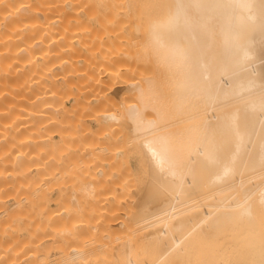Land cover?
I'll list each match as a JSON object with an SVG mask.
<instances>
[{
	"label": "bare ground",
	"instance_id": "6f19581e",
	"mask_svg": "<svg viewBox=\"0 0 264 264\" xmlns=\"http://www.w3.org/2000/svg\"><path fill=\"white\" fill-rule=\"evenodd\" d=\"M88 1L0 0V264H264V0H96L84 71Z\"/></svg>",
	"mask_w": 264,
	"mask_h": 264
},
{
	"label": "rangeland",
	"instance_id": "374dc122",
	"mask_svg": "<svg viewBox=\"0 0 264 264\" xmlns=\"http://www.w3.org/2000/svg\"><path fill=\"white\" fill-rule=\"evenodd\" d=\"M87 1H88V0H87ZM88 2H89V3H88ZM88 2H87V4H85V3H86V0H85V3H84L85 6H84V8H83V7L81 8V6H78L77 8H75V9H76L75 11H76L77 13H81L82 16H78L79 14L77 15L76 13L74 14V15H77L79 18H80V17L83 18V21H84V22H83L82 19H81V24H82V22L85 23L84 25L82 24L83 27H85L83 31H84V33L86 32L84 35L87 36V35L89 34L90 31L93 32V30H95V29H100V27L102 26L101 24H103L104 27H105V24H106V25L109 24V26H108V28L110 27L109 30H108L109 35H110V32L113 30V33L111 32V33H112L111 36H113V34L116 33V31H117V32H118V31L120 32V29H121L120 26H122V25H121L122 23H119V20H116V21H117V24H116V21L113 20L110 16L108 17V15H106L108 18H106V16H102V17H104V19H103V18L99 19L100 16H98L99 18L96 16L97 13L99 14V11L95 12V10H100L99 7H95V6H98V5H96L98 2H96V0H90V1H88ZM95 2H96V3H95ZM95 8H97V9H95ZM144 16H145V15H143V17H144ZM143 17H142V18H143ZM96 18L99 19V22H101V20H105V21H103L104 23H98V20H97ZM72 19H73V20L71 21L72 24H73V22H74V24H75V21L78 20V18L76 19L75 17H72ZM109 19H110V20H109ZM74 20H75V21H74ZM79 20H80V19H79ZM112 20H113V21H112ZM136 20H137V21H136ZM85 21H86V22H85ZM110 21L115 22V23H112V22H110ZM120 21H121V20H120ZM126 21H127V20H126ZM134 21H135V25H134ZM134 21H132V23H131V21L128 22L129 25L131 24V25H130L131 27H130L129 25H127V26H129V28H128L127 26L124 27L125 25H123V26H122V30H123V28H124V30H125V28H127V29L125 30L126 33L123 32L124 30L121 31V32H123L124 34H127V33H128L127 30L129 29V33L132 34V35H131V34H130V35H131V36H133V35L135 36L136 33H134V32H136V31H135V30L133 31V28H132V27H134V29H136V25L139 26V24H141L140 27H141V26L143 27V25H144V24H143V23H144V18H143V19H139V20H138V19H135ZM78 22H79V21H77L76 24H75L77 27L74 26V24H73V25L71 24V27H72L73 29H75V28H77V29H76V32H75V33H73L75 30L71 31L72 34H71L70 38H71V39L75 38V39H73V41H74V42H73L74 45H75L76 42H77V44L80 43V45H78L79 47H80L81 45H83V46L88 45L89 48L92 49L91 46H92L93 44L96 45V40H97L98 35H100V33L96 34V32H94V36L92 35L93 33L90 34L91 37L88 35L89 39H88V37L85 36L84 39L86 38V39H88V40H90V41H88L89 43H86V42H85L86 44H82L83 41H86V39L83 40V39L80 37V40L82 39V40H81L82 43L79 42L80 40H79L78 37H79V36H82L81 34L83 33V31H82L83 27H82V28H81V27L79 28L80 31H82V33H81V32L79 31V29H78V24H77ZM106 22H107L108 24H107ZM121 22H124V23H125V21H121ZM128 23H127V24H128ZM99 24H100L101 26H100ZM112 24H113V25L116 24L115 26H116L117 29H116V28H113L114 26L112 27V28H113V29H112V28H111ZM125 24H126V23H125ZM82 25H81V26H82ZM119 25H120V26H119ZM132 25H133V26H132ZM73 26H74V27H73ZM79 26H80V22H79ZM98 26H100V27L98 28ZM103 26H102V28H103ZM117 26H118V27H117ZM86 27H88V28H86ZM94 27H95V28H94ZM142 27H141V29H142ZM106 28H107V26H106ZM106 28H105V29H106ZM108 28H107V29H108ZM118 28H119V29H118ZM87 29H88V30H87ZM107 29H106V31H107ZM111 29H112V30H111ZM115 29H116V30H115ZM139 29H140V28H139ZM101 30H103V29H101ZM142 30H143V29H142ZM109 31H110V32H109ZM114 31H115V32H114ZM140 31H141V30H140ZM79 32H80V34H79ZM98 32H99V30H98ZM104 32H105V31H104ZM76 33H77V34H76ZM87 33H88V34H87ZM101 33H102V32H101ZM106 33H107V32H106ZM108 33H107V34H108ZM138 33H139V31L137 30V34H138ZM141 33H142V31H141ZM73 34H76V35H73ZM104 34H105V33H102V35L104 36V37H103V36H102V37L107 39L106 36H109V35H104ZM137 34H136V36H138ZM142 34H144V31H143ZM78 35H79V36H78ZM84 35H83V36H84ZM95 35H96V39L94 40L93 38H95ZM127 35H128V34H127ZM128 36H129V35H128ZM128 36H127V37H128ZM134 36H133V37H134ZM140 36H142V35H140ZM76 37H77V38H76ZM102 37L100 36L99 39L101 40ZM91 38H92V39H91ZM134 38H135V37H134ZM137 38L139 39V38H142V37H139V36H138V37H136V39H137ZM77 40H79V41H77ZM93 41H95V42L93 43ZM78 42H79V43H78ZM98 42H99V40H98ZM77 44H76L75 46H77ZM97 44H98V43H97ZM78 46H77V48H78ZM137 46L141 47L140 45H137ZM137 46H135V49H136ZM139 47H137V48L140 49ZM80 48H81V47H80ZM80 48H79V49H76V50H77V51H80L81 53H78L76 50H75L76 52L74 51L75 53L78 54V55L75 54L76 56L74 57V60H75V59H78V58L80 57V55H81V57L79 58L80 60H79V59L76 60L77 63L75 62V63L73 64L74 66H75V64H76V68H75V67H73V68L77 70V66H78V68H79L78 70H80V67H81L80 64H82V62H83V67H81V68H83V70H84V69L87 70V68H86V66H88V65H87V62L90 61L89 63H90V64L92 63L90 57H92V55H93V53H94L93 51H95V50H93V49H95V46L93 47V49L91 50V52H90L89 49H88V50L86 49V48H88L87 46H86V48H81V49H80ZM82 49H83V52H84L85 54H86V53L88 54V56H89L88 58H83V56H82V53H83V52H82ZM132 49H134V48L132 47ZM138 49H137V50H138ZM84 50H85V51H84ZM86 50H87V51H86ZM137 50H136V51L134 50V51L137 52ZM138 51H139V50H138ZM96 52H97V48H96ZM96 52H95V53H96ZM89 53H90V54L92 53V55L90 56ZM97 53H98V52H97ZM85 54H83V55H85ZM98 54H99V53H98ZM137 54H138V53H137ZM137 54H136V56H137ZM72 56H74V54H73ZM84 57H87V56H84ZM136 58H137V57H136ZM138 58H139V57H138ZM141 58H142V57H141ZM83 59H84V60H83ZM87 59H88V60H87ZM132 59H133V58H132ZM132 59H131V60H132ZM133 60H134V59H133ZM135 60H136V59H135ZM78 61H82V62H78ZM84 61H87V62H84ZM137 61H139V62H137ZM142 61H143V58H142L141 60H139V59L136 60L135 63L137 62L138 65H136V66H138L139 69H140V70L142 69V71H143V70H144V67L142 66V64L144 65L143 62H145V60H144L143 62H142ZM140 62H141V65H139ZM78 63H79V64H78ZM84 63H86V64L84 65ZM95 63H96V62L93 61V67H94ZM97 63H98V62H97ZM131 63H132V62H131ZM133 63H134V62H133ZM135 63H134V66H135ZM148 64H149V63H146L147 67H150ZM79 65H80V67H79ZM98 65H99V64H96L95 66L97 67ZM90 66H92V64H91ZM90 66H89V67H90ZM141 66H142V68H140ZM89 67H88V68H89ZM145 67H146V66H145ZM73 68H72V69H73ZM146 69H147V68H146ZM146 69H145V70H146ZM76 70H75V72L72 70L75 79H77V75H76V72H77V71H76ZM81 70H82V69H81ZM85 70H84V71H85ZM87 71H88V70H87ZM87 71H86L85 73H87ZM142 71H141V73L138 72L140 76H141V74H142V76H144V71H143V72H142ZM147 71H148V69H147ZM147 71H145V74L147 73ZM80 72H81V71H80ZM77 73H79V72H77ZM82 73H83V71L81 72V74H82ZM85 73H83V74H85ZM75 75H76V76H75ZM79 75H80V74H78V76H79ZM80 76H82V75H80ZM142 76H141V77H142ZM82 78H83V77H82ZM139 78H140V77H139ZM78 80H79V78H78ZM132 162H133V161H132Z\"/></svg>",
	"mask_w": 264,
	"mask_h": 264
}]
</instances>
